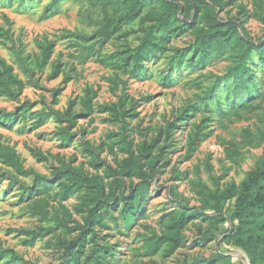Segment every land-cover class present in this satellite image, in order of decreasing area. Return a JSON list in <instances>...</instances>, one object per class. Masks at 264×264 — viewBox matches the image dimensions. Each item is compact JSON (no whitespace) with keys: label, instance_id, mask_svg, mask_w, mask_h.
I'll return each mask as SVG.
<instances>
[{"label":"rangeland","instance_id":"1","mask_svg":"<svg viewBox=\"0 0 264 264\" xmlns=\"http://www.w3.org/2000/svg\"><path fill=\"white\" fill-rule=\"evenodd\" d=\"M50 1L0 3V57L15 78L0 93V264H93L95 258L103 264H248L245 252L228 241L236 224L234 198L224 204L217 225L210 198L238 186L264 155V91L250 95L241 108L228 110V103L225 113L191 108L234 65L236 51L205 65L177 67V56L191 55L193 28L204 20L202 10L175 0L176 19L161 37L162 48L143 62L144 73L133 75L124 64L143 29L164 17L167 5L146 0L135 19H123L101 44L97 30L104 12L124 15L125 0H63L46 16ZM220 1L217 21L235 22L253 41L264 38V0ZM91 44L87 51L84 46ZM47 46L50 57L40 64ZM253 58L251 66L259 70ZM9 113L14 121H1ZM196 131L204 139L194 146ZM225 145L235 148L232 156ZM135 162L140 169L130 176ZM71 172L90 181L63 199L60 184L70 183ZM35 175L48 194L38 190ZM142 185L140 206L126 227L118 214L123 202L113 209L112 197L128 198ZM101 189L100 202L109 203L107 225L94 226L92 239L86 232L84 251L74 259L69 252L82 242L91 198ZM196 210L204 213L187 222L179 245L168 253L166 214ZM157 241L161 247L151 251ZM105 244L107 250L100 251Z\"/></svg>","mask_w":264,"mask_h":264},{"label":"trees","instance_id":"2","mask_svg":"<svg viewBox=\"0 0 264 264\" xmlns=\"http://www.w3.org/2000/svg\"><path fill=\"white\" fill-rule=\"evenodd\" d=\"M63 0H51L45 7L46 16L51 15L57 11ZM167 5L170 9L166 15L161 18H157L155 24L147 26L143 29V35L140 38V42L135 48V52L128 57L125 62V67L130 70L133 75L142 74L143 62L148 59L150 55H154L157 50L162 48L161 37L167 35L170 31V24L176 19L177 10L172 7V3L175 0H160ZM196 11H201V17L204 20V25L194 26L195 41L192 44V52L188 58H185L184 53L177 56L176 66L181 67L183 64L186 67H193L199 64L205 65L210 59L222 56L224 54H230L236 51L234 54L236 59L234 65L222 76H217V81L203 93L199 105H194L191 108L197 110L200 109L210 113H222L226 111L228 103H232L233 107L228 110H235L241 108L244 105L247 98L253 93H258L259 90L264 91V38L253 41L252 38L239 33L238 25L235 22L223 23L217 21L214 16V8L221 5L220 0H183ZM209 1V2H208ZM11 3L12 0H0V3ZM127 10L126 13L118 18L110 17L104 12L103 24L97 34L100 37L101 44L107 42L113 34L120 28L121 21L123 19L133 20L135 19L146 0H125ZM89 36H85V39H89ZM87 51L93 48V44L84 46ZM50 46L44 48L42 52L43 64L47 58L50 57ZM196 55V56H195ZM253 56H257L259 59L260 69L256 70L251 66ZM0 93L7 91V85L15 82L11 72L12 67L7 65L6 61L0 57ZM258 73H261V79L258 78ZM4 74L7 75V79L4 78ZM167 83L171 80L168 76L164 79ZM221 82V83H219ZM188 110V109H187ZM186 113V112H185ZM182 114L185 117L181 121L186 120V114ZM46 117L47 114L41 117ZM182 117V116H181ZM14 116L12 113L7 114L1 121L13 122ZM71 122V120H69ZM175 123V122H174ZM183 123V122H182ZM64 141H69L71 136L68 132L62 134ZM204 136L199 131H196L195 136L192 138V143L195 146L196 141H202ZM225 151L232 156L235 153V148L232 145H225ZM10 161L15 165L21 173L24 171L15 155V153H9ZM137 163L135 162L132 168L128 170L130 176H136L138 173ZM67 178L69 184L61 182L60 196L63 199L68 198L71 194L78 191L83 181L89 182L90 180L82 175V179H78L71 172ZM34 181L41 193L48 194L46 190L47 186L39 176H34ZM145 187L140 186L136 192L128 198H120L117 200L115 196L112 197L114 201V208L117 207L120 202L123 204L118 212L121 216L122 224L126 227L134 220L136 212L140 206V202L137 200L141 197ZM103 194V190L92 196L91 201L93 204L87 210V216L85 217V224L81 227V243L78 245V249L69 255L74 259L79 257V252L84 251L83 247L87 241L86 232L90 231V239L95 237L94 226H106L107 217L110 211L107 207L109 204L106 200L100 202V195ZM234 198V205L232 208V217L236 220V224L230 229L228 234V241L234 246L241 248L248 259V264H264V155H261L255 162L251 170L247 171L238 186L231 184L225 189L219 192H213L211 194V207L214 211L212 220L217 225L222 222L223 217L221 215L224 204ZM202 209V208H200ZM204 213L202 210H196L192 212H181L179 215L173 211L166 214L167 232H164L166 236V251L172 253L180 242V230L197 214ZM84 234V235H82ZM82 236L83 239H82ZM162 245V241L154 242L150 245L151 251L158 250ZM106 251V244L101 247L100 251ZM223 255H219V258H223ZM201 261H197L200 263ZM93 264H103V260L95 258ZM193 264H196L195 262Z\"/></svg>","mask_w":264,"mask_h":264}]
</instances>
